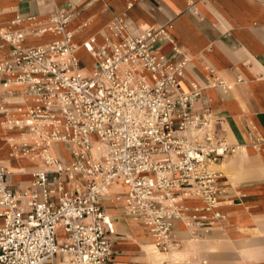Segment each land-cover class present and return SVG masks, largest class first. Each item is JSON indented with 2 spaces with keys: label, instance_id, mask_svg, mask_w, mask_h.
<instances>
[{
  "label": "built area",
  "instance_id": "1",
  "mask_svg": "<svg viewBox=\"0 0 264 264\" xmlns=\"http://www.w3.org/2000/svg\"><path fill=\"white\" fill-rule=\"evenodd\" d=\"M72 17L59 9L35 25V34L59 36L39 45L0 26L1 47L11 45L0 85L17 88L9 94L21 99L10 108L9 95H0V110L7 127L33 135L15 151L44 163L28 189L14 188L0 165V264H115L114 222L101 203L115 184L125 187L117 197L124 213L147 227L162 252L178 247L177 222L195 233L224 216L219 173L210 167L239 146L219 133L207 106L196 111L203 88L183 87L188 59L160 53L159 39H171L167 26L130 36L121 19L113 21L103 43H83L95 59L87 73L68 29ZM215 85L231 87L220 78ZM57 143L70 160L52 154ZM186 198L212 213L190 212Z\"/></svg>",
  "mask_w": 264,
  "mask_h": 264
},
{
  "label": "crops",
  "instance_id": "2",
  "mask_svg": "<svg viewBox=\"0 0 264 264\" xmlns=\"http://www.w3.org/2000/svg\"><path fill=\"white\" fill-rule=\"evenodd\" d=\"M59 9L73 14L68 29L87 73L93 71L95 59L83 43L92 37L96 45L103 43L113 21L121 19L130 36H139L150 26L166 25L171 39H159L160 53L172 56L179 51L178 57L188 59L183 87L188 90L196 82L203 88L196 111L207 106L219 133L239 146L233 155L210 167L219 173L223 218L195 233L177 222L174 236L179 245L174 250L179 251L178 258L171 253L161 256L147 227L124 213L117 197L125 187L113 188L101 200L115 227L113 262L264 264V0H0V26L24 31L25 45L48 43L59 36L32 30ZM2 44L0 38V60L11 49L10 44ZM80 51L91 56V68ZM217 78L231 87L215 85ZM12 90L17 88L0 85V95H9L10 108L21 103L20 97L9 94ZM6 119L0 110V165L11 172L7 181L14 188L28 189L31 172L44 163L16 153L14 143L31 138L18 128L7 127ZM59 144L51 147L53 155L70 160L68 147L61 144L63 155ZM184 204L190 212L200 208L202 214L212 213L198 198H186Z\"/></svg>",
  "mask_w": 264,
  "mask_h": 264
},
{
  "label": "rangeland",
  "instance_id": "3",
  "mask_svg": "<svg viewBox=\"0 0 264 264\" xmlns=\"http://www.w3.org/2000/svg\"><path fill=\"white\" fill-rule=\"evenodd\" d=\"M80 57L84 60V62L87 64L88 67L91 68L93 66L92 58H91V56L88 53H86L85 51H80ZM59 148L61 149L62 154L64 155L63 146L61 144H59ZM18 169H20V168H18ZM161 253H164L165 255H168V254H166V252H161Z\"/></svg>",
  "mask_w": 264,
  "mask_h": 264
},
{
  "label": "bare ground",
  "instance_id": "4",
  "mask_svg": "<svg viewBox=\"0 0 264 264\" xmlns=\"http://www.w3.org/2000/svg\"><path fill=\"white\" fill-rule=\"evenodd\" d=\"M2 122V121H1ZM24 136H26V137H28V136H30V138L33 136V135H31V134H28V133H26V132H23L22 133ZM51 152H52V154H53V151L51 150ZM17 153V152H16ZM31 158V157H30ZM31 159H33V158H31ZM67 160V159H66ZM35 162V161H34ZM40 167V166H39ZM37 168V167H36ZM18 169V168H17ZM18 170H21V168L20 169H18ZM118 186H121L120 184H115V185H113L110 189H109V191H111L113 188H119ZM172 254V255H174V258H178V256H179V251L177 252L176 250H173V251H170V252H167L166 254ZM161 254V256H166L164 253H160ZM169 258V257H168Z\"/></svg>",
  "mask_w": 264,
  "mask_h": 264
}]
</instances>
